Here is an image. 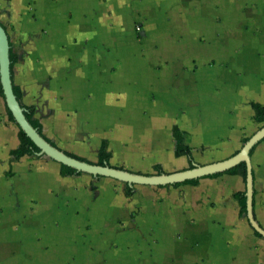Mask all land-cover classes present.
<instances>
[{
	"label": "crops",
	"instance_id": "crops-1",
	"mask_svg": "<svg viewBox=\"0 0 264 264\" xmlns=\"http://www.w3.org/2000/svg\"><path fill=\"white\" fill-rule=\"evenodd\" d=\"M0 23L14 52L11 29L25 37L16 52L13 83L23 91V103L35 106L44 136L59 148L33 96L48 101L52 125L78 139L72 144L85 147V133L96 132L97 160L108 140L110 165L136 173H158L156 165L167 173L191 167L187 155L175 154V129L196 163L204 150L205 161L235 155L264 127L255 121L253 108L264 105V0H0ZM0 112V148L9 146L0 160V264L80 261L87 244L102 254L120 208L99 198L87 211L79 198L80 180H97L105 197L113 196L109 187L115 179L64 176L59 162L38 153L15 158L11 151L20 144V127L1 94ZM116 159L136 167L118 165ZM251 165L254 217L264 229V138ZM134 186L136 194L141 187ZM139 186L164 197L148 222L159 243L149 245L147 263L157 254L164 264L172 259L220 264L239 244V254L246 249L251 257L258 254L246 238L260 242L264 236L256 235L234 196L247 189L243 176L224 173L199 178L197 184ZM122 192L135 195H126V184ZM230 211L242 220L231 222ZM214 224L227 228L222 242L230 244L219 248L209 230Z\"/></svg>",
	"mask_w": 264,
	"mask_h": 264
},
{
	"label": "rangeland",
	"instance_id": "rangeland-1",
	"mask_svg": "<svg viewBox=\"0 0 264 264\" xmlns=\"http://www.w3.org/2000/svg\"><path fill=\"white\" fill-rule=\"evenodd\" d=\"M135 29L136 31H140L142 28L139 24H136L135 22ZM12 32V37H13V43L16 52H19V47L21 45V41L25 39L24 36H19L15 35L14 29H11ZM28 36H26L27 38ZM28 51L26 48H21L20 55L22 56V59L26 60ZM21 80V79H20ZM34 97V101L37 102L39 108L41 109V117L44 119L45 122L49 124L48 127V135L54 138V140L58 143V145H61V148L74 152L78 155H82L87 157L90 160H93V162L97 161V146H94L96 135L97 133L95 132H86L85 136L83 139H88L89 143L85 147L77 146L75 144H72V140H78L74 139L71 136H69L66 132L64 131H57L56 127H54L51 123L52 117L50 114V104L48 101L43 100L41 98H36ZM47 117H45V114ZM2 118V114L0 112V121ZM90 122V120H88ZM9 126V124H8ZM264 126V125H263ZM11 127V125H10ZM7 129L9 127H6ZM16 129V128H15ZM15 134V133H14ZM95 136V140L93 141V136ZM87 136V137H86ZM14 139L16 138L15 136L13 137ZM90 141L92 143L90 144ZM8 143V142H7ZM4 147L0 148V160L2 161L8 154V144ZM205 151V150H204ZM203 153H198L197 154V159L200 160L201 162H196V164H205V162H213L217 158H210L211 160H206L205 157L201 156ZM208 159V158H207ZM126 159H116V164H126L129 165L131 168H135L136 166L134 164H129L125 161ZM149 174H156L155 171H149ZM110 178V177H109ZM114 179V178H112ZM82 184L81 188V194H80V201L81 198L83 199L84 203L87 206V211L91 209L93 205H97V199L99 200L102 204H106V201L111 203L113 200L114 206L117 208H120L119 214L117 213V216L114 215V219H112V227L110 230L108 229V238L111 237L110 244H108V248L106 247L102 254L99 253L95 247H92L91 245L87 244V252L86 256H84L80 261L76 260H64L63 264H164L162 263V259L160 257H156L157 254L154 255V252L151 253V257L154 255V258L152 259V263H147L145 259H147V253L149 251H152V249H149V245H151L152 241L157 245V233L150 229L148 222L151 221L155 216H157V212L155 211L157 208L158 203H162L164 201V197L162 194L159 193H154L152 191L150 192H145L143 190L142 186L136 185L137 187H141V190H138V192L130 198H127L123 194V188L125 187V184L117 179H115V185H112L109 187V189L112 191L113 196L104 195L106 192L104 191V186L99 187L97 186V180L95 183H90L89 179L86 177V179L80 180ZM67 185L69 183H66ZM70 186L77 187L81 186L80 182L79 184H71ZM86 186V187H85ZM150 188L151 189V185ZM74 198L73 196L69 199L71 200ZM78 197H76L77 199ZM148 205V210L143 211L144 205ZM147 207V206H146ZM88 215V213H87ZM212 216V215H211ZM89 220V218H87ZM231 222H234L235 220L237 222H240L242 219L240 216L234 215L232 211H230V219ZM236 225V224H235ZM235 227V226H234ZM226 227H218L217 225L214 224V227L210 228V232L214 239L218 241L220 244H218L221 248L223 245H228L231 242L224 241V237L229 232ZM247 236V235H246ZM107 238L106 242H109V239ZM247 244L249 245V249L251 248L254 252L258 251V254H254V257H251L252 252H249L248 249L243 254H239L238 250L242 247L241 244L237 247L236 252L231 253H226L227 259L222 261L220 264H252V263H261L264 261V241L260 242H252L250 240V237L247 236ZM224 243V244H223ZM217 244V243H216ZM216 244H213L212 246L216 247ZM157 247V246H156ZM95 252V253H94ZM238 255H245L242 256L244 258H238ZM256 255H261L257 257ZM101 256V257H100ZM234 256V257H232ZM256 256V257H255ZM62 261V260H60ZM60 261L58 262L60 264ZM29 262V261H28ZM206 262L204 260L198 261L197 264H205ZM168 264H178L177 261L175 260H169ZM183 264H189L188 262H185ZM206 264H213L211 261L207 262ZM216 264V262L214 263ZM219 264V263H218Z\"/></svg>",
	"mask_w": 264,
	"mask_h": 264
},
{
	"label": "water",
	"instance_id": "water-1",
	"mask_svg": "<svg viewBox=\"0 0 264 264\" xmlns=\"http://www.w3.org/2000/svg\"><path fill=\"white\" fill-rule=\"evenodd\" d=\"M10 38L5 27L0 23V83L2 84L7 107L11 110L15 121L40 148L38 154L45 155L60 164L90 173L95 176L110 177L134 185L164 186L183 183L189 179L203 178L215 173H224L239 163L245 161L248 166L247 185V213L246 216L252 227L264 236V229L260 227L254 217V185L251 165V150L264 138V127L256 132L235 155L212 163L196 164L185 170L172 173L144 174L136 173L112 165H99L72 157L66 151L48 141L46 137L35 128L25 115V108L19 102L13 88V78L10 58Z\"/></svg>",
	"mask_w": 264,
	"mask_h": 264
},
{
	"label": "trees",
	"instance_id": "trees-1",
	"mask_svg": "<svg viewBox=\"0 0 264 264\" xmlns=\"http://www.w3.org/2000/svg\"><path fill=\"white\" fill-rule=\"evenodd\" d=\"M11 45V43H10ZM18 54L16 52L13 51L12 49V45H11V50H10V58H11V70H12V75L14 74V65L18 60ZM14 88V92L19 100V102L21 103L22 107L25 108V115L27 117V119L30 121V123L38 129V131L43 134V127L42 124L40 122V120L35 116L36 113V108L35 106H28L26 104L23 103V91L21 90V88L17 85H13ZM0 94L4 96V91H3V87L2 84L0 83ZM253 108L255 110V121L259 122V123H264V105L259 104V103H254L253 104ZM9 111V116L11 120L15 121V118L11 112V110L8 108ZM175 138H176V149H175V154L176 156H182V155H187L190 160H191V167H194V158H193V154L191 151V148L188 144H186L185 142V138L183 136V134L178 130L175 129ZM44 135V134H43ZM47 139V138H46ZM19 140H20V144L19 146L12 150L11 153L15 158H19L22 157L24 155H34L40 152V148L35 144V142L22 130H19ZM48 141L52 142L50 139H47ZM248 138L245 139L244 142H247ZM53 143V142H52ZM257 146V145H256ZM256 146L251 150L250 155L252 156ZM69 155H71L72 157L78 158L80 160H84L87 162H91V163H97L99 165H110V159L112 157V153L109 150V142L108 140H103L99 150H98V160L96 162H93L85 157H82L80 155L74 154V153H69L67 152ZM156 171L161 174L164 173L163 168L161 167V165H156L155 166ZM82 171H78L77 169L70 167L68 165L65 164H61V174L64 176L67 175H75V174H82ZM224 173H228V174H239L241 176H243V178L245 180H247V175H248V166L247 163L245 161L239 163L238 165L232 167L231 169L227 170ZM224 173H215V174H211L208 177H217L220 176ZM100 177V176H98ZM199 181V178H195V179H189L187 181H185L184 183H190V184H197ZM126 184V195L127 196H132L135 194L136 192V187L135 186H131L128 183ZM182 183H176L173 184L174 186H178ZM235 198L238 200L240 207H241V214H246L247 213V191H239L235 193ZM257 236H262V234L258 231H255Z\"/></svg>",
	"mask_w": 264,
	"mask_h": 264
}]
</instances>
